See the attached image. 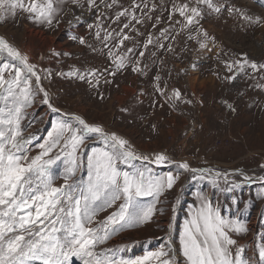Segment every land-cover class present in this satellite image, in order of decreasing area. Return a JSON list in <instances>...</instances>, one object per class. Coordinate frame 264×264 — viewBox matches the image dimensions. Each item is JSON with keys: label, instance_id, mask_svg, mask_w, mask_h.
I'll list each match as a JSON object with an SVG mask.
<instances>
[{"label": "rangeland", "instance_id": "374dc122", "mask_svg": "<svg viewBox=\"0 0 264 264\" xmlns=\"http://www.w3.org/2000/svg\"><path fill=\"white\" fill-rule=\"evenodd\" d=\"M105 2L112 4V0ZM82 3L84 7L79 8L65 0L57 16L59 23L54 20L52 26L30 18L19 7L11 9L10 0L0 6V17H4L0 32L37 66L41 85L61 110L52 113L37 97L28 110V120L35 117V123L26 128V134L33 137L29 155L41 151L38 145L47 138L52 121L79 114L88 122L118 131L141 149L166 151L176 162L229 174V181L240 185L231 192L221 190L225 187L222 178L218 188L211 175L194 180L176 163L150 165L155 175L181 173L174 188L161 197L166 202L157 205L164 209V215L124 229L101 247L125 246L121 255L135 258L166 245L173 249L178 264H186L179 235L184 222L199 207L196 193L202 191L214 207H219L222 217L246 223L247 233L233 234V238L246 249V258L260 264L258 246L264 244V181L259 179L264 176L259 166L264 164V70H253L249 65L264 64V4L260 0H117L108 8L97 0L99 9L89 11L86 0ZM133 3L139 8L133 9ZM184 4L199 8V23L185 27L186 21L177 11ZM124 9L134 11L136 19L126 15L117 20ZM124 24L129 27L124 28ZM89 25L93 27L89 29ZM107 33L111 37L105 41ZM125 34L130 39L121 45ZM81 36L84 45L73 39ZM201 43L206 47L201 48ZM140 52H144L143 57ZM117 57L125 58L120 69ZM137 63L142 72L133 71ZM93 71L95 76L90 75ZM69 72L74 74L57 75ZM112 72L114 76L109 74ZM80 75L87 80L79 79ZM177 89L179 99L173 95ZM99 147L103 144L92 139L86 141L83 151L90 153ZM64 168L63 158L53 166L56 186L64 184ZM240 172L253 181L246 182ZM78 175L86 179V167ZM140 199L150 203L152 198ZM115 210L114 205L98 213L89 226L96 227ZM73 264L81 262L74 259Z\"/></svg>", "mask_w": 264, "mask_h": 264}, {"label": "snow or ice", "instance_id": "6c2138e0", "mask_svg": "<svg viewBox=\"0 0 264 264\" xmlns=\"http://www.w3.org/2000/svg\"><path fill=\"white\" fill-rule=\"evenodd\" d=\"M64 2L10 0V8L19 7L28 12L30 18L52 26L54 20L59 23L57 16ZM69 2L76 7H84L82 0ZM201 2L209 3V0H197V3ZM4 3L5 0H0V6ZM86 3L89 11H97L100 4L111 8L117 0H112V4L105 0H100V4L97 0H86ZM260 3L264 4V0ZM136 8L139 5L133 3V9ZM177 11L184 17L185 27L199 23V8H189L184 4L178 6ZM126 15L136 19L134 11L129 12L128 9L120 11L116 19ZM3 19L0 17V21ZM259 20L257 18L255 22L259 23ZM88 27L91 29L93 26ZM127 27L129 25L124 24V28ZM204 36L207 37V32ZM96 37L101 38L99 32H96ZM110 37L111 34L107 33L103 39L107 41ZM73 39H78L81 45L86 44L82 36ZM128 39L130 37L125 34L119 43L123 45ZM151 43L149 39L148 44ZM200 47L206 45L201 43ZM139 55L143 57L144 52ZM117 59V69L124 67L125 58ZM249 66L253 70H264V64L251 62ZM133 71L142 72L138 63ZM73 74L57 73L60 76ZM109 74L115 75L114 72ZM90 75L95 76V72ZM78 78L87 80L85 75ZM41 79L37 66L29 62L28 55L0 36V264H73L74 259L81 264H151L152 261L155 264H178L173 249L166 245L135 258L121 255L126 250L125 246L101 247L124 229L151 223L157 214L164 215V209L157 205L166 202L161 197L174 188L181 173L155 175L150 165L176 163L178 169L191 173L194 180L211 175V182L218 188L221 187L218 181L222 178L225 184L222 191L231 192L240 185L230 182L229 174L195 168L187 161L176 162L166 151L147 154L139 151L122 135L107 130L100 123L88 122L80 115L52 121L47 138L38 145L41 151L35 156L29 155L33 137L26 134V128L35 123V117L28 120V110L34 106L37 97L52 113L61 111L41 85ZM173 95L179 99L181 93L177 89ZM92 139L100 141L103 147L92 148L90 153H85L86 141ZM62 158L65 164L62 173L64 184L56 186L53 166ZM259 166L264 169V164ZM85 167L87 178L82 179L78 173ZM239 175L248 183L254 179L244 172ZM259 179L264 181V176ZM141 197L152 199L150 203H144ZM196 199L199 207L184 222L179 235L186 264H253L245 257L244 246L233 238V234L247 233L246 223L222 217L219 207L212 205L207 193L197 192ZM176 204H179L178 199ZM114 205L116 210L98 222L96 227L89 226L98 213ZM175 211V206H172V212ZM171 227L169 224V232ZM258 256L260 264H264V244L258 246Z\"/></svg>", "mask_w": 264, "mask_h": 264}, {"label": "bare ground", "instance_id": "6f19581e", "mask_svg": "<svg viewBox=\"0 0 264 264\" xmlns=\"http://www.w3.org/2000/svg\"><path fill=\"white\" fill-rule=\"evenodd\" d=\"M0 36H3L5 39H6V37L4 36V35H2V33L0 32ZM7 40V39H6ZM79 115V114H78ZM117 134H119V135H122V134H120L118 131H117ZM123 137H125L124 135H122ZM126 139H128L127 137H125ZM129 141L131 142V144L137 149V150H139V151H142V152H144V153H150V152H153V151H146L145 149H141V148H139L138 147V145L137 144H135L134 142H132L130 139H129ZM171 243V242H170Z\"/></svg>", "mask_w": 264, "mask_h": 264}]
</instances>
